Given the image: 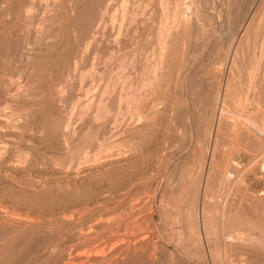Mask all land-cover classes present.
Returning <instances> with one entry per match:
<instances>
[{
	"label": "rangeland",
	"instance_id": "rangeland-1",
	"mask_svg": "<svg viewBox=\"0 0 264 264\" xmlns=\"http://www.w3.org/2000/svg\"><path fill=\"white\" fill-rule=\"evenodd\" d=\"M24 1L0 0V264H264V0Z\"/></svg>",
	"mask_w": 264,
	"mask_h": 264
},
{
	"label": "bare ground",
	"instance_id": "bare-ground-1",
	"mask_svg": "<svg viewBox=\"0 0 264 264\" xmlns=\"http://www.w3.org/2000/svg\"><path fill=\"white\" fill-rule=\"evenodd\" d=\"M22 1H23V0H22ZM25 1H26V0H25ZM25 1H24V2H25ZM28 2H30V1H28ZM15 3H16V2H15ZM25 3H27V2H25ZM124 3H125V1H124ZM178 3H179V2H178ZM28 4H30V3H28ZM162 4H163V3H162ZM30 5H31V4H30ZM166 5H167V4H166ZM170 5H171V4H170ZM179 5H180V3H179ZM179 5L177 4V5H175V6L177 7V6H179ZM191 5H192V4H191ZM72 6H73V5H72ZM125 6H126V5H125ZM183 6H184V5H183ZM24 7H25V6H24ZM107 7H108V6H107ZM126 7H127V6H126ZM160 7H161V6H160ZM162 7H163V6H162ZM164 7H165V5H164ZM166 7H167V6H166ZM169 7H172V6H169ZM173 7H174V6H173ZM176 7H175V8H176ZM179 7H180V6H179ZM181 7H182V6H181ZM27 8H28V7H27ZM29 8H30V6H29ZM24 9H25V8H24ZM71 9H73V7H72ZM165 9H166V8H165ZM165 9H164V10H165ZM167 9H168V8H167ZM172 9H173V8H172ZM178 9H179V8H178ZM181 9H183V7H182ZM28 10H29V9H28ZM28 10H27V11H28ZM76 10H77V9H76ZM101 10H102V9H101ZM161 10H163V9H161ZM170 10H171V8H170ZM173 10H175V9H173ZM21 11H22V10H21ZM23 11H24V10H23ZM25 11H26V10H25ZM31 11H32V10H31ZM144 11H145V10H144ZM165 11H166V10H165ZM177 11H178V10H177ZM178 12H179V11H178ZM182 12H183V10H182ZM184 12H186V11H184ZM184 12H183V13H184ZM27 13H28V12H27ZM122 13H123V12H122ZM164 13L166 14L167 12H164ZM168 13H169V12H168ZM174 13H175V12H174ZM179 13H180V12H179ZM24 14H25V13H24ZM29 14H30V13H29ZM169 14H170V13H169ZM169 14H168V15H169ZM184 14H185V13H184ZM22 15H23V14H22ZM74 15H75V14H74ZM163 15H164V14H163ZM24 16H26V15H24ZM83 16H84V15H83ZM105 16H106V15H105ZM122 16H125V14H124V15L122 14ZM29 17H30V16H29ZM168 17H170V16H168ZM175 17H176V16H175ZM179 17H180V16H179ZM183 17H184V16H183ZM191 17H192V16H191ZM23 18H24V20H26L27 17H26V18L23 17ZM30 18H31V17H30ZM53 18H54V17H53ZM123 18H124V17H123ZM162 18H163V16H162ZM164 18H165L166 21L169 19V18L166 19L167 17H165V16H164ZM164 18H163V19H164ZM173 18H174V17H173ZM177 18H178V16H177ZM180 18H181V17H180ZM77 19H78V18H77ZM100 19H101V18H100ZM116 19H117V17H116ZM125 19H126V18H125ZM178 19H179V18H178ZM189 19H190V18H189ZM29 20H30V19H29ZM29 20H28V22H29ZM169 20H170V19H169ZM179 20H180V19H179ZM185 20H186V19H185ZM185 20H184V21H185ZM50 21H51V20H50ZM52 21H53V20H52ZM54 21H55V20H54ZM75 21H76V20H75ZM88 21H89V20H88ZM166 21L164 22V20H163V22H164L165 24H166ZM172 21H175V20L172 19ZM181 21H182V19H181ZM100 22H101V21H100ZM175 22H176V21H175ZM186 22L188 23V21H185L184 23H186ZM155 23H156V22H155ZM170 23H171V21H170ZM177 23H178V22H177ZM179 23L181 24V22H179ZM35 24H36V23H35ZM77 24H78V23H77ZM83 24H84V21H83ZM113 24H114V23H113ZM168 24H169V23H168ZM95 25H96V22H95ZM160 25H161V26H160V27H161L160 29L162 30V28H163L164 26L162 27V24H160ZM173 25H174V24H173ZM173 25L171 26V27H172L171 29H173V27H174ZM177 25H178V24H177ZM188 25H189V24H188ZM190 25H191V24H190ZM26 26H28V25H26ZM75 26H76V25H75ZM72 27H73V26H72ZM93 27H94V26H93ZM175 27H176V26H175ZM75 28H76V27H75ZM75 28H74V29H75ZM91 28H92V27H91ZM122 28H123V27H122ZM122 28H121V29H122ZM71 29H72V28H71ZM121 29H120V30H121ZM69 30H70V29H69ZM77 30H78V29H77ZM176 31H177V30H176ZM176 31H175V32H176ZM166 32H167V31H166ZM168 32H169V31H168ZM170 32H171V31H170ZM170 32H169V33H170ZM166 34H168V33H166ZM166 34H165V35H166ZM74 35H75V34H74ZM160 35L162 36V34H160ZM165 35H164V36H165ZM169 35H170V34H169ZM118 36H119V35H118ZM166 37H167V36H166ZM168 37H169V36H168ZM163 38H164V37H163ZM66 39H67V38H66ZM165 39H168V38H164V40H165ZM162 40H163V39H162ZM68 43H69V42H68ZM160 43H162V42H160ZM158 44H159V42H158ZM160 45H161V44H160ZM160 45H159V46H160ZM163 46H164V45H163ZM161 48L163 49L164 47H162V45H161ZM161 48H160V49H161ZM78 49H79V48H78ZM24 56H25V55H24ZM32 58H33V57H32ZM153 59H154V58H153ZM157 60H158V59H157ZM119 64H120V63H119ZM159 64H160V63H159ZM159 64H158V65H159ZM133 66H134V65H133ZM125 67H126V66H125ZM156 67H157V65H156ZM156 67H155V68H156ZM151 69H152V68H151ZM123 71H124V70H123ZM150 76H151V75H149V77H150ZM153 76H154V75H153ZM153 76H151V77H153ZM149 77H147V79H148ZM20 78H21V77H20ZM131 78H132V77H131ZM151 79H152V78H151ZM151 79H150V80H151ZM117 81H118V80H117ZM148 81H149V80H148ZM148 81H147V82H148ZM153 81H154V80H153ZM114 82H115V84H116V80H115ZM144 82H145V81H144ZM149 83H150V82H149ZM149 83H146V85L149 84ZM113 84H114V83H113ZM115 84H114V85H115ZM125 84H126V83H125ZM137 84H138V83H137ZM137 84H136L135 86H137ZM143 84H145V83H143ZM114 85H113V86H114ZM150 85H151V84H150ZM126 86L129 87L130 84H129V86L126 84L125 87H126ZM114 87H116V86H114ZM125 87H123L122 89L125 90V89H124ZM142 87H143V86H142ZM106 88H107V86H106ZM137 88H138V87H137ZM12 89H13V88H12ZM127 89H128V88H127ZM133 89L135 90L136 87L134 88V86H133ZM57 90H58V89H57ZM104 90H105V89H104ZM123 90H122V91H123ZM130 90H131V89H130ZM136 90H137V89H136ZM138 90H139V89H138ZM15 91H16V90H15ZM88 91H89V90H88ZM107 91H108V90H107ZM114 91H115V90H114ZM124 92H125V91H124ZM124 92H123V93H124ZM128 92H129V91H128ZM58 93H59V92H58ZM105 93H106V92H105ZM140 93H141V92H140ZM7 94H8V93H7ZM102 94H103V93H102ZM126 94H127V93H126ZM133 94H134V93L131 92V95H133ZM136 94H137V93H136ZM218 94H219V93H218ZM51 95H52V94H51ZM122 95H123V94H122ZM122 95H120L121 98H123ZM128 95H130V92L128 93ZM128 95H124V96H127V97H128ZM143 95H144V94H143ZM55 96H57L56 93H55ZM62 96H63V95H62ZM140 96H141V95H140ZM218 96H219V95H218ZM60 97H61V96H60ZM102 97H104V96L102 95ZM47 98H48V97H47ZM52 98H53V97H52ZM128 98H129V97H128ZM130 98H131V99H132V98L134 99L135 97H130ZM140 98H142V97H140ZM18 99H19V98H18ZM133 99H132V100H133ZM58 100H59V99H58ZM100 100H101V99H100ZM54 101H55V99H54ZM103 101H104V100H103ZM128 101L130 102V100H127V102H128ZM217 101H218V99H217ZM78 102H79V101H78ZM89 102H90V101H89ZM89 102H88V103H89ZM99 102H100V101H99ZM125 102H126V101H125ZM133 102H134V101H133ZM90 103H91V102H90ZM102 103H103V102H102ZM52 104H53V103H52ZM107 104H108V103H107ZM84 105H85V104H84ZM86 105L88 106V104H86ZM82 106H83V105H82ZM106 106H107V105H106ZM113 106H114V105H113ZM90 107H91V106H90ZM90 107H88V108H90ZM100 107H101V106H100ZM100 107H99V108H100ZM102 107L104 108V103H103V106H102ZM107 107H108V106H107ZM130 107H131V106H130ZM130 107H129V108H130ZM141 107H142V106H141ZM152 107H153V106H152ZM85 108H86V107H85ZM88 108H87V109H88ZM97 108H98V106H97ZM108 108H109V107H108ZM127 109H128V108H127ZM55 110H56V109H55ZM88 110H91V108L88 109ZM88 110H87V111H88ZM104 110L107 111V109H104ZM108 110H109V109H108ZM143 110H144V109H143ZM4 111H5V110H4ZM4 111H3V112H4ZM87 111H86V112H87ZM98 111L102 112L101 109L98 110ZM98 111H96V112H98ZM3 112H2V113H3ZM67 112H68V111H67ZM72 112H73V111H72ZM82 112H83V111H82ZM84 112H85V111H84ZM118 112H119V111H118ZM141 112L143 113V111H141ZM102 113H103V112H102ZM130 113H131V112H130ZM145 113H146V112H145ZM0 114H1V113H0ZM85 114H86V113H85ZM87 114H88V113H87ZM96 114H97V113H96ZM96 114H94V115H96ZM99 114H100V113H99ZM5 115H6V114H5ZM55 115H57V114H55ZM58 115H59V114H58ZM92 115H93V114H92ZM102 115H103V114H102ZM102 115H100V116H102ZM105 115H109V114H105ZM117 115H118V114H117ZM137 115H138V114H137ZM2 116H3V115H2ZM12 116H13V115H12ZM100 116H99V117H100ZM123 116H124V115H123ZM127 116H128V115H127ZM134 116L137 117L136 115H134ZM138 116H139V115H138ZM13 117H14V116H13ZM62 117H63V116H62ZM66 117H67V116H66ZM72 117H73V116H72ZM84 117H85V116H84ZM96 117H97V116H96ZM105 117H106V116H105ZM118 117H119V116H118ZM118 117L116 116V119H118L117 121L120 120ZM120 117H121V116H120ZM131 117H132V115H131ZM135 117H134V118H135ZM144 117H145V114H144ZM0 118H1V117H0ZM103 118H104V117H103ZM103 118H102V119H103ZM137 118H139V117H137ZM141 118H142V115H141ZM27 119H28V117H27ZM69 119H70V118H69ZM102 119H100V120H102ZM1 120H2V118H1ZM72 120H73V119H72ZM96 120L98 121L99 118L96 119ZM104 120H105V119H104ZM136 120H137V119H136ZM141 120H142V119H141ZM143 120H144V119H143ZM94 121H95V120H94ZM121 121H122V120H121ZM123 122H124V121H123ZM36 123H37V122H36ZM104 123H105V121H104ZM114 123H115V122H114ZM170 123H171V122H170ZM25 124H26V123H25ZM69 124H71V123L69 122ZM138 124H139V122H138ZM12 125H13V124H12ZM14 125H15V124H14ZM17 125H18V124H17ZM17 125H16V126H17ZM27 125H28V124H27ZM64 125H65V124H64ZM105 125H106V124H105ZM135 125H137V124H135ZM147 125H148V124H147ZM3 126H4V125H3ZM69 126H70V125H67L66 127H69ZM102 126H103V125H102ZM122 126H123V125H122ZM125 126H126V125H125ZM125 126H124V127H125ZM0 127H1V126H0ZM19 127H20V126H19ZM124 127H123V129H124ZM137 127H138V126H137ZM22 128H23V127H22ZM35 128H36V127H35ZM37 128H38V127H37ZM121 128H122V127L120 126V129H121ZM126 128H128V127H126ZM126 128H125V129H126ZM135 128H136V126H135L134 128H133V126H132V128H130V130H131V129H135ZM25 129H26V128H25ZM25 129H24V130H25ZM65 129L67 130V128H65ZM65 129H64V130H65ZM70 129H72V128L70 127ZM115 129H116V128H115ZM120 129H119V130H120ZM128 129H129V128H128ZM27 130H28V129H27ZM47 130H48V129H47ZM66 130H65V131H66ZM135 130H136V129H135ZM135 130H134V132H135ZM10 131H11V130H10ZM29 131H30V129H29ZM33 131H34V130H33ZM57 131H59V129H58ZM101 131H102V130H101ZM115 131H116V130H115ZM127 131H128V130H127ZM55 132H56V131H55ZM103 132H105V131H102V133H103ZM109 132H110V130H109ZM123 132H126V130H123ZM262 132H263V131H262ZM29 133H30V132H29ZM42 133H43V132H42ZM42 133H41V134H42ZM46 133H47V132H46ZM50 133H51V132H50ZM64 133H65V132H64ZM68 133H69V132H68ZM107 133H108V131H107ZM116 133H117V131H116ZM119 133H120V131H119ZM132 133H133V131H132ZM35 134H36V133H35ZM52 134H54V133H52ZM112 134H113V133H112ZM123 134H126V135H127L128 133H123ZM134 134H135V133H134ZM1 135H2V134H1ZM1 135H0V136H1ZM16 135H17V134H16ZM43 135H44V134H43ZM50 135H51V134H50ZM60 135H61V134H60ZM64 135H65V134H64ZM64 135H62V137H63ZM115 135H116V134H115ZM117 135H118V133H117ZM117 135H116V136H117ZM121 135H122V134H121ZM33 136H34V135H33ZM47 136H48V135H47ZM47 136H46V137H47ZM67 136H68V135H67ZM67 136H66V137H67ZM102 136H103V135H102ZM106 136H107V134H106ZM111 136H112V135H111ZM113 136H114V134H113ZM113 136H112V137H113ZM130 136H131V135H130ZM22 137H23V136H22ZM55 137H56V136H55ZM55 137H54V138H55ZM49 138H50V136H49ZM68 138H69V137H68ZM132 138H133V137H132ZM15 139H16V138H15ZM18 139H19V138H18ZM47 139H48V138H46V141H47ZM53 140H54V139H53ZM64 140L67 141L68 139L66 138V139H64ZM101 140H102V139H101ZM106 140H107V138H106ZM118 140H119V139H118ZM32 141H33V140H32ZM59 142L61 143V141H59ZM67 142H69V140H68ZM113 142H114V141H113ZM115 142H116V141H115ZM119 142H120V141H119ZM13 143H14V142H13ZM22 143H23V142H22ZM48 143H49V140H48ZM63 143H64V142H63ZM124 143H125V142H124ZM64 144H65V143H64ZM68 144H69V143H68ZM30 145H32V144H30ZM33 145H34V144H33ZM45 145H46V144H45ZM52 145H53V144H52ZM100 145H101V144H100ZM128 146H129V145H128ZM1 147H2V146H1ZM46 147H47V146H46ZM54 147H55V146H54ZM68 147H69V146H68ZM28 148H29V147H28ZM52 148H53V147H52ZM60 148H61V147H60ZM89 148H90V147H89ZM98 148H99V147H98ZM130 148H131V147H130ZM132 148H133V147H132ZM135 148H136V147H135ZM57 149H59V148H57ZM103 149H104V148H103ZM4 150H5V149H4ZM87 150H88V149H87ZM122 150H123V149H122ZM131 150H132V149H131ZM8 151H9V150H8ZM101 151H102V150H101ZM120 152H121V151H120ZM134 152H135V151H134ZM136 152H137V150H136ZM136 152H135V153H136ZM76 153H77V152H76ZM97 153H98V152H97ZM100 153H101V152H100ZM108 153H109V152H108ZM108 153H107V155H109ZM116 153H117V152H116ZM118 153H119V150H118ZM123 153H125V152L123 151ZM130 153H131V152H130ZM139 153H140V152H139ZM31 154H32V153H31ZM81 154H83V152H82ZM89 154H90V153H89ZM86 155H87V154H86ZM95 155H96V154H95ZM97 155H98V154H97ZM97 155H96V156H97ZM120 155H121V154H120ZM9 156H10V154H9ZM27 156H29V155H27ZM87 156H88V155H87ZM101 156H102V154H101ZM103 156H104V155H103ZM122 156L124 157V155H121V157H122ZM125 156H127V155H125ZM24 157H26V156H24ZM24 157H23V159H24ZM84 157H86V156L84 155V156H83V159H85ZM89 157H90V156H89ZM91 157H92V156H91ZM108 157H109V156H107V160L109 161V159L111 160V158H113L114 155H113V157H112V155L110 156V158H108ZM117 157H118V159H121V160H122V158H119L120 156H117ZM10 158H11V157H10ZM16 158H17V157H16ZM80 158H82V155H81ZM92 158H93V157H92ZM128 158H129V157H128ZM167 159H168V158H167ZM74 160H76V159H74ZM89 160H90V159H89ZM91 160H93V159H91ZM107 160H106V161H107ZM115 160H116V159H115ZM9 161H11V160H9ZM24 161H25V160H24ZM83 161H84V160H83ZM87 161H88V160L86 159V161H84V162H87ZM95 161H96V160H95ZM101 161H102V158H101ZM108 161H107V162H108ZM113 161H114V160H113ZM113 161H111V162L114 163ZM131 161H132V160H131ZM22 162H23V161H22ZM89 162H90V161H89ZM121 162H122V161H121ZM123 162H127V161H125V159H124ZM18 163H19V162H18ZM79 163H83V162H79ZM96 163H97V162H96ZM100 163H101V162H100ZM112 163H111V164H112ZM115 163H116V162H115ZM158 163H159V161H158ZM12 164H13V163H12ZM90 164H91V163H90ZM126 164L128 165V163H126ZM14 165H16V164H14ZM18 165H19V164H18ZM79 165H80V164H79ZM86 165H87V163H86ZM92 165H93V163H92ZM114 165H115V164H114ZM118 165H119V164H118ZM121 165H122V164H120V165H119L118 167H116V168H119ZM129 165H130V164H129ZM10 166H11V165H10ZM87 166H88V165H87ZM89 166H90V165H89ZM96 166H97V164H96ZM100 166H102V165H100ZM115 166H116V165H115ZM123 166H125V165H123ZM84 167H86V166H84ZM91 167H92V166H90V168H91ZM81 168L83 169V167H81ZM86 168H87V167H86ZM97 168H98V167H97ZM99 168H100V167H99ZM104 168H106V167H104ZM104 168L102 167V170H103V171H105ZM116 168H115V169H116ZM121 168H122V166H121ZM84 169H85V168H84ZM84 169H83V170H84ZM91 169H92V168H91ZM107 169H108V168H107ZM109 169H110V168H109ZM111 169H113V168L111 167ZM80 170H81V169H80ZM87 170H88V169H87ZM87 170H86V171H87ZM98 170H99V169H98ZM86 171H85L84 173L87 175L88 172L86 173ZM92 171H93V170H92ZM94 171H95V170H94ZM122 171H123V169H122ZM122 171H121V173H122ZM75 172H76V171H75ZM79 172H80V171H79ZM82 172H83V171H82ZM82 172H81L80 174H82ZM90 172H91V171H90ZM90 172L88 173V175L90 174V176H92ZM96 172L98 173V172H100V170H99V171H96ZM96 172H92V173H95V174H96ZM111 172H112V171H110V175H111L113 172L115 173V171H113L112 173H111ZM106 173H107V171H106ZM121 173H120V174H121ZM80 174H78V175H80ZM95 174H93V175H95ZM100 174H101V173H100ZM115 174H116V173H115ZM117 174H118V173H117ZM83 175H84V174H83ZM98 175H99V174H98ZM101 175H102V174H101ZM55 176H56V175H55ZM81 176H82V175H80V177H81ZM84 176H85V175H84ZM99 176H100V175H99ZM119 176H120V175H119ZM86 177H87V176H86ZM101 177H103V176H101ZM106 177H107V176H106ZM78 178H79V176H78ZM81 178H82V177H81ZM83 178H84V177H83ZM83 178H82L81 180H83ZM97 178H98V177H97ZM114 178H115V177H114ZM81 180H80V181H81ZM87 180L89 181L88 178H87ZM94 181H95V180H94ZM81 182H82V181H81ZM94 185H95V184H94ZM91 187H92V186H91ZM102 187H103V186H102ZM112 188H113V187H112ZM96 190H97V189H96ZM30 204H31V203H30ZM69 205H70V204H69ZM3 207H4V206H3ZM7 211H8V210H7ZM19 213H20V212H19ZM29 213H31V212H29ZM6 215H7V214H6ZM10 215H11V214H10ZM74 215H75V214H74ZM29 217H30V216H29ZM95 217H96V216H95ZM97 217H98V216H97ZM10 218H11V217H10ZM70 218H71V217H70ZM100 218H101V217H100ZM12 219H13V218H12ZM15 220H16V219H15ZM23 220H25V219H23ZM75 220H76V219H75ZM9 221H10V220H9ZM16 221H17V220H16ZM21 221H22V220H21ZM25 221H26V220H25ZM51 221H52V220H51ZM65 221H66V220H65ZM101 221H102V220H101ZM101 221H100V222H101ZM12 222H14V220H13ZM30 222H31V221H30ZM34 222H35V221H34ZM37 222H38V221H37ZM57 222H58V221H57ZM88 222H89V221H88ZM94 222H95V221H94ZM104 222H106V221H103V223H104ZM10 223H11V222H10ZM16 223H17V222H16ZM18 223H19V222H18ZM22 223H23V222H22ZM26 223H27V222H26ZM95 223H96V222H95ZM31 224H33V223H31ZM47 224H48V223H47ZM47 224H46V226H50V225H47ZM98 224H99V223H98ZM100 224H101V223H100ZM11 225H13V223H12ZM17 225H19V224H17ZM33 225H35V224H33ZM38 225H39V224H37V226H38ZM42 225H43V224H42ZM42 225H41V226H42ZM44 225H45V224H44ZM52 225H53V224H52ZM52 225H51L50 227H52ZM22 226H23V225H22ZM29 226H30V225H29ZM41 226H40V227H41ZM72 226H73V225H72ZM93 226H94V225H93ZM104 226H105V225H104ZM15 227H18V226H15ZM20 227H21V224H20ZM24 227H25V226H24ZM50 227H49V228H50ZM69 227H70V226H69ZM82 227H84V226H82ZM94 227H95V226H94ZM108 227H109V226H108ZM27 228H29V227H27ZM44 228H45V227H44ZM44 228H43V229H44ZM52 228H53V227H52ZM55 228H56V227H55ZM70 228H71V227H70ZM74 228H75V227H74ZM90 228H91V227H90ZM96 228H98V226H97ZM100 228H101V227H100ZM102 228H103V225H102ZM106 228H107V227H106ZM31 229H32V228H31ZM46 229H47V228H46ZM58 229H59V228H58ZM60 229H61V228H60ZM63 229H64V228H63ZM63 229H62V230H63ZM94 229H95V228H94ZM15 230H17V229H15ZM25 230H26V228H25ZM27 230H28V229H27ZM33 230H34V229H33ZM44 230H45V229H44ZM81 230H82V228H81ZM83 230H84V229H83ZM92 230H93V229H92ZM92 230H91V231H92ZM6 231H7V230H6ZM22 231H23V230H22ZM50 231H51V230H50ZM88 231H89V229H88ZM91 231H90L89 233H91ZM20 232H21V231H20ZM57 232H58V231H57ZM78 232H80V231H78ZM81 232H82V231H81ZM85 233H88V232H85ZM132 233H133V232H132ZM77 234H78V233H77ZM79 235H80V234H79ZM90 235H91V234H90ZM84 236H87V234L84 235ZM84 236H83V237H84ZM88 236H89V235H88ZM17 237H18V236H17ZM76 237H77V236H76ZM80 237H82V236H80ZM83 237H82V239H84ZM91 237H92V235H91ZM238 237H239V236H238ZM238 237H237V239H238ZM74 238H75V237H74ZM86 238H87V237H86ZM113 238H114V237H113ZM234 238H235V237H234ZM78 239H79V238H78ZM235 239H236V238H235ZM237 239H236V240H237ZM84 240H86V239H84ZM229 241H232V239L230 240V238H229ZM88 243H89V241H88ZM90 243H91V241H90ZM97 245H98V244H97ZM138 245H139V244H138ZM138 245H136V247H138ZM82 246H83V245H82ZM92 246H93V244H92ZM90 247H91V246H90ZM102 247H103V246H102ZM134 247H135V246H134ZM85 248H86V247H85ZM87 248H88V247H87ZM91 248H92V247H91ZM49 249H50V248H49ZM81 249H82V248H81ZM92 249H94V248H92ZM141 249H142V248H141ZM94 250H95V249H94ZM94 250H93V251H94ZM100 250L103 251L104 249H103V250L100 249ZM130 250H132V249H130ZM81 251H83V250H81ZM91 251H92V250H91ZM107 251H109V250H107ZM122 251H123V250H122ZM88 252H89V251H88ZM102 253H103V252H102ZM111 253H112V252H111ZM87 254H88V253H87ZM90 254H91V252H90ZM92 254H93V253H92ZM97 254H98V253H97ZM122 254H124V252H123ZM130 254H131V253H130ZM111 255H112V254H111ZM111 255H110V256H111ZM124 255H125V254H124ZM124 255H123V257L121 256V257H122V260H124V259H123V258H124ZM90 256H92V255H90ZM96 256H97V255H96ZM105 256H106V255H105ZM125 256H126V255H125ZM155 256H156V255H155ZM73 257H74V256H73ZM100 258H101V257H100ZM100 258H99V259H100ZM119 258H120V257H119ZM119 258H118V259H119ZM103 259H105V258H103ZM112 259H113V257H112ZM115 259H116V258H115ZM118 259L116 260L117 263H118V261H119ZM110 261H111V260H110ZM125 261H126V260H125ZM95 262H96V261H95ZM104 262H105V261H104ZM121 262H122V261H121ZM102 263H103V262H102ZM105 263H106V262H105ZM105 263H104V264H105ZM108 263H109V262H108ZM110 263H111V262H110ZM65 264H66V263H65ZM112 264H113V263H112Z\"/></svg>",
	"mask_w": 264,
	"mask_h": 264
}]
</instances>
